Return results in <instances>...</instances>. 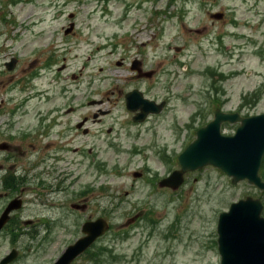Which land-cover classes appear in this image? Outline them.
Masks as SVG:
<instances>
[{
  "label": "rangeland",
  "instance_id": "1",
  "mask_svg": "<svg viewBox=\"0 0 264 264\" xmlns=\"http://www.w3.org/2000/svg\"><path fill=\"white\" fill-rule=\"evenodd\" d=\"M1 48L0 110L5 113L0 115V144L9 142L16 152L0 153V164L7 155L35 160L36 149L19 136L39 129V111L72 107L80 117L110 108L86 99H106L118 76L132 78L127 67L140 50L147 52L146 69L156 70L163 84L164 91L160 86L155 95L168 98L173 90L176 96L170 99L169 118L158 127L160 146L172 143L175 123L186 127L195 120L197 126L223 105L244 115L264 113V0H0ZM49 56L58 64L46 69ZM123 57L128 58L126 67L116 68ZM13 58L21 61L20 74L7 72L3 65ZM34 74H39L35 89L18 84L21 76ZM166 79L175 86H164ZM119 85L135 87L126 80ZM14 110L18 112L12 114ZM238 126L224 132L232 135ZM93 132L90 145H96L101 158L81 162L72 155L75 165L69 169L67 187L73 201L85 191L97 193L89 199L97 208L90 205L85 212L70 213L49 208L67 200L61 194L47 197V204H29L23 218L50 222V233L44 226L39 232L55 242L52 249L40 244L38 252L28 250L32 258L44 257V252L49 258L59 255L83 236L85 222L103 217L110 231L93 245L104 246V252L94 251L102 260L85 264H219L213 248L217 243H212L219 215L247 197L264 204V192L248 182L233 186L231 178L212 166L188 173L179 190L161 189L154 179H165V169L169 177L176 167L162 163L153 147L134 157L128 150L139 141L124 137L129 145L117 144L119 150L114 147L116 135ZM150 137L146 134L143 142ZM193 139L188 131L186 141ZM180 144L177 149L169 144L170 157L181 152ZM143 166L151 170L142 180L135 171ZM52 170V178L59 180V168ZM261 176L264 181V165ZM32 197L27 196L29 202Z\"/></svg>",
  "mask_w": 264,
  "mask_h": 264
},
{
  "label": "flooded vegetation",
  "instance_id": "2",
  "mask_svg": "<svg viewBox=\"0 0 264 264\" xmlns=\"http://www.w3.org/2000/svg\"><path fill=\"white\" fill-rule=\"evenodd\" d=\"M66 36H69L70 33L65 32ZM134 38V37H132ZM133 44L135 42H132ZM121 44V42H120ZM144 45V44H142ZM179 48L173 47V51H177ZM7 49H4V52ZM2 48L0 49V57ZM147 52H138L133 58H131L127 71L128 73H133L132 78L120 77L118 76L113 83L114 90L112 91L111 96L106 94V99H101L98 101L90 100L87 98L88 103L93 105L105 106L106 104L110 105V108L98 109L93 114H83L80 117L74 116L77 114V110L69 107L66 110H57L56 108H51L45 112L39 111L37 113L38 117V126L35 131L26 130L25 132L20 133V140L27 144L31 149H36L35 160L27 162L25 159L19 160V157H4L2 159V164H0V170L2 171V178L0 179V218L4 212L10 207L11 203L18 201L21 207L18 210L11 211L8 216V223L0 230V264H56L64 256V250L61 251L59 255H56L52 258H49L47 252H44V257L38 259L32 258L28 255V250H35L38 252L40 249L39 245L43 244L48 248H53L55 242L48 240V234L41 236L39 228L41 230L42 226L51 232V223L48 221L35 220L33 218H23V215L26 214V210L29 208V204L39 205V200H43L42 204H47L45 199L51 197L52 195L61 194L63 199H66L62 203L58 202L57 204L53 203L49 208L54 211L62 210L65 213H70L72 211L85 212L90 209V205L94 208H97L90 202L89 199L97 196V193L92 192V190L85 191L76 198V201H73L71 197L72 194L69 193L67 184L72 177L70 168L72 165H75L72 155L80 158L81 162L86 161L89 157L93 161L101 158L99 151H97L96 145H90L89 136L98 133V136L104 135L106 137L115 136L117 143L114 145L115 148L120 150V145H129L126 142V139H135L139 141L137 143H132L129 154L140 155L144 150L149 147H153V152H157L160 160L164 164H173L176 168L171 171L180 169V156L185 149L186 134L190 129H195L197 131L191 136L193 140L190 141V144L196 139L197 132L206 126H208L215 118L217 112L220 110L223 113H239L242 117L247 118L253 115H244L242 110L238 112H230L223 108H216L210 111L208 117H202L205 119L202 123H199L197 126L193 123L187 125L178 126V123L174 124L172 128V143L165 141L164 144L160 146L161 133L158 130V127L161 125L163 119L167 120L169 118L168 111H170L169 103L171 96L172 98L176 97L172 90L168 95V98L164 95L158 97L155 95L159 91V87L164 91L163 84L160 83V80H157V71L156 70H147L146 64L148 62ZM14 59V58H13ZM125 61H128L127 57L120 58V61L117 62L116 68L123 67ZM58 64L57 58L49 56L47 63L44 64L46 69ZM6 71L8 72L9 62L5 61L3 63ZM21 61L17 58V62L14 64V70L10 73H21ZM64 67L59 69V72L63 71ZM165 72V71H160ZM40 74V73H39ZM39 74H34L29 77L21 76L18 84L22 86L31 84V89H35L34 81L37 79ZM156 75V77H155ZM70 77L75 79L76 75H70ZM126 80V82L132 83L134 88L122 87L119 85L120 82ZM168 79H166L167 81ZM168 83H164V86L168 87L169 85L174 87L175 81L168 80ZM181 93L183 90L180 91ZM183 98V95H179ZM128 99H132L134 102L133 107L135 110H131L128 107ZM70 98L67 99V103ZM133 108V109H134ZM243 108V107H242ZM20 107H18V110ZM160 110L159 112H155ZM17 110L11 111L12 114ZM120 111V115L116 113ZM15 112V113H16ZM0 110V115L4 114ZM14 113V114H15ZM40 113V114H39ZM209 113V112H208ZM3 122L0 121V125ZM235 124L230 122H224L221 125L222 130L226 128L232 130ZM139 129L138 131H133ZM186 131V133H185ZM146 134H149L151 137L148 142H143ZM196 135V136H195ZM195 136V137H194ZM103 139V138H99ZM178 142H181L178 154L174 153L173 157L168 155L169 144H174L173 149H177ZM117 145V146H116ZM162 147V148H161ZM124 151V150H123ZM16 152V148H13L9 142H3L0 144V153H12ZM163 155V156H162ZM162 156V159H161ZM59 168V180L58 178H52L53 168ZM151 168L143 166L142 169L135 171L139 173V176L143 180L145 174H149ZM166 178H168L169 172L165 169ZM119 173V171H117ZM133 180L138 181V179L132 174ZM139 178V177H138ZM165 179L156 180L157 187L169 191V187L162 186L161 181ZM134 186V185H132ZM29 190V192H28ZM33 195V200L28 201L27 196ZM93 221V220H89ZM88 222V221H87ZM86 223V222H85ZM54 224V222H53ZM83 237V236H82ZM81 237V238H82ZM80 239V238H79ZM100 239H98L94 244H97ZM93 244V245H94ZM72 245V244H70ZM69 245V246H70ZM74 245V243H73ZM93 245L87 249L83 254L76 257L71 264H85L88 261L100 262L102 256L94 251H105L104 246L98 248V246L93 247ZM5 247H9L8 251H5L2 254V251ZM49 263H46V260H51ZM98 264V263H97Z\"/></svg>",
  "mask_w": 264,
  "mask_h": 264
},
{
  "label": "water",
  "instance_id": "3",
  "mask_svg": "<svg viewBox=\"0 0 264 264\" xmlns=\"http://www.w3.org/2000/svg\"><path fill=\"white\" fill-rule=\"evenodd\" d=\"M72 29L73 25L71 31ZM16 62L17 60H13L9 63L10 71L14 69ZM133 105L132 99H128L129 109L135 110ZM225 121L241 122L234 136L221 133V124ZM263 157L264 115L243 119L238 113L217 112L216 119L199 131L196 141L180 156L181 170L163 180L161 185L176 190L184 183L187 172L213 166L232 178L233 185L248 180L251 185L264 190V182L259 176ZM20 207L18 201L11 203L0 218V230L8 222L10 212ZM263 208L260 200L248 197L233 203L229 211L220 214L217 224L220 264H264ZM109 229V223L103 218L87 222L82 228L85 236L70 246L56 264H71Z\"/></svg>",
  "mask_w": 264,
  "mask_h": 264
}]
</instances>
